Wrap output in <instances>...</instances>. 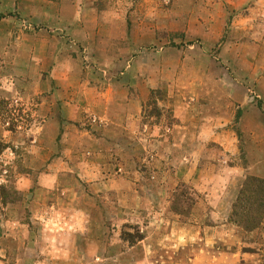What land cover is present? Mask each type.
I'll return each mask as SVG.
<instances>
[{
	"label": "rangeland",
	"instance_id": "374dc122",
	"mask_svg": "<svg viewBox=\"0 0 264 264\" xmlns=\"http://www.w3.org/2000/svg\"><path fill=\"white\" fill-rule=\"evenodd\" d=\"M75 9L83 10L81 18L89 24H106L107 34L108 30L112 35L113 32L124 33L126 38L118 42V52L126 49L130 41L133 43L131 56L136 61L127 62V59L110 64L103 54L110 51L108 42H105V51L103 46L100 47L102 53L98 55L77 41L71 33L70 23L75 19ZM244 19L248 22L243 23ZM241 25H247V31ZM242 39H248L250 45L259 44L260 51L254 50L255 58L249 54L250 63H226L223 58L229 51V44L233 41L241 43ZM113 51L117 52V49ZM66 59L69 64H74L70 66L88 78L90 86L98 90L115 82L113 80L121 76V72L138 74L132 83L139 94L144 95L139 120L144 129L147 124V130L149 126L161 124L156 137L162 132L171 133L167 127L172 126L175 118L169 91L184 85L191 84L190 88L202 87L204 90L233 87L237 92L235 98L243 93L242 97H247L250 106L260 107L264 113V94L258 85V73L259 76L264 73V0H0V125H6V129L15 133L16 146L11 147L19 153L0 155V264H50L54 259L48 255L49 248H55L53 245L57 242L50 238L54 230L41 224L37 218L40 211L32 205L35 198L40 197L36 173L39 170L34 169L39 164L23 153L30 146L32 149L33 146L48 145L38 140L31 142L33 136L43 131L38 113L42 99L49 94L44 91L47 86L41 85L40 78H45L57 61L60 62V71L65 70ZM211 71L221 77L213 81L220 85H210L211 80L197 78L199 73ZM229 72L252 77L244 87L231 86L227 79ZM39 89L44 92H37ZM63 99L62 94L58 101L60 109ZM79 105L82 106L83 102L79 101ZM42 107L41 115H44L48 109ZM80 109V117L71 121L79 135L90 125L89 119L92 126L98 121ZM241 115L238 109L234 120L238 154L229 155L223 146L220 150L222 147L215 143L198 145L202 150L201 163L196 170L190 171L193 173L189 181L181 177V168L179 175L176 170H170L168 174L163 168L166 165L177 167V155L182 157L183 151L188 164L186 157H194L193 143L181 145L178 153L177 146L170 139L167 162L158 155L152 161L149 146L139 140L134 156L136 162L132 165L138 169V183L144 186L145 196L154 201V204L150 202L154 211L149 207L151 204L144 203L138 213L126 214L124 209L120 211L118 208L113 193L101 197L100 192L89 190L88 183L77 174L69 176L67 180L72 188L67 193L68 214L76 222L68 229L72 232L69 242L73 249L86 247L96 252L104 249L105 256H101L100 261L105 264H133L144 259L155 264H264V177L249 173V166H253L255 172L260 167L264 171V155L255 153L258 148L264 150V128L259 129L260 140L251 137L253 129L242 126ZM244 119L261 121L263 118L250 112ZM62 131L60 128L53 155L64 152ZM0 138L4 136L0 134ZM153 146L155 148L156 144ZM3 147L0 140V152ZM126 152L123 151L124 155H129V151ZM46 153L50 154L48 149ZM234 166L244 169L236 178L231 176ZM65 178L62 176L59 181L63 182ZM163 182L171 185L164 194L155 187ZM197 184L203 187L194 195L191 185ZM207 186L216 187L217 193L205 190ZM178 187L181 192L176 190ZM247 187L255 191V202L247 205L248 210L242 213L235 207ZM60 189L55 190V196L61 203L64 195ZM162 198L166 200L164 211L168 216L162 226H159L160 221L151 225L154 215L162 212L158 208ZM82 208L93 211L90 238L85 239H82L81 224H77L81 219L77 213L81 214L79 210ZM61 227L55 231H62ZM152 229L158 234L160 229L166 233L189 230L200 236L183 244L172 237V240L162 242L158 235L155 247L169 243L172 248L192 250L168 257H144L140 248L150 245L141 241ZM130 248H133L132 252ZM116 251L125 252L116 256ZM228 251L234 254L229 256ZM71 259L75 264L82 260L86 264L97 257L73 255Z\"/></svg>",
	"mask_w": 264,
	"mask_h": 264
},
{
	"label": "crops",
	"instance_id": "0c3cea01",
	"mask_svg": "<svg viewBox=\"0 0 264 264\" xmlns=\"http://www.w3.org/2000/svg\"><path fill=\"white\" fill-rule=\"evenodd\" d=\"M82 13L83 10L75 9L73 14L75 19L70 21L73 30L71 33L77 41L81 42L85 47H90L94 52H98V55L102 53V46L104 47V51L108 46L110 50L109 53H107L106 50L103 54L110 64L120 63L127 59V62L136 61L135 58L131 56V51L133 49L132 42L128 41L127 48L121 49V51L118 52V42H121L124 37L126 38L124 33L120 34V32H113L112 35L111 31L108 30L109 34H107L106 24H89L84 18H81L83 16ZM242 22L247 23L248 21L244 19ZM241 28L247 31L248 26L241 25ZM105 42H108L107 46ZM248 42V39H242L241 43L235 41L231 42L228 46L229 51L223 60L230 65L250 63L249 54L251 53L250 56L255 58L253 56L254 50L256 49L255 52H259L261 46L255 43L250 45ZM115 48L117 52L113 51ZM239 50H241V52H239ZM72 59L75 61L74 58ZM65 64L67 65L65 70L60 71V62L57 61L53 70L49 72L45 78H40L41 85L44 84L47 86L44 91H48L49 94H45L46 96L42 99L38 113L39 117H41V121L39 122L40 129L43 131L40 132L39 135L33 136L31 142L38 140L45 144L48 143V145L46 147L33 146L32 149L30 146L27 147L23 153V155H29L32 161L39 164V167H34V169L39 170L36 171V173L38 175L40 197L35 198L36 200L32 202V205L40 211L37 218L41 220V224H47L48 227L54 230L50 238L57 242L53 245L55 248H49L48 250V255L54 258L50 264H75L73 263L75 260H70V257L73 255L97 257V260L93 259L90 263L86 264H105L100 261V257L105 256L104 249L98 252L86 247L73 249L69 242L72 240L70 236L72 232L68 229L73 228L76 224L68 214L70 213L68 211V205L70 203L68 201L69 194L67 193H70L72 188L67 180L69 176L77 174L82 181L85 180L88 183L89 190L97 193L100 192L101 197H105L107 193H113L120 211L124 209L126 214H136L139 210L144 208L143 206L141 207L144 203H148V205L151 203L154 204L153 200L145 196L144 186L138 183V169L132 165V163L136 162L134 156L137 152L139 140H144L147 147L149 146L152 161L158 155L163 160H167V162L170 154L168 146L170 139H172V143L177 146L176 150L178 153L181 152V145L193 143L195 146L193 150L194 157H186L189 162L188 164L185 162V153L183 151L182 157L177 155V167L166 165L163 168V171H166L168 174L170 170H176L177 175H179L181 168V177L183 180L189 181L192 178L191 173H193L190 171L196 170L199 163H201L200 158L202 150H199L198 145L215 143L217 146H223L224 149L229 152V155L238 154L239 151L236 145L238 136L235 131L234 122L238 109L242 112L239 118L240 123L242 122V126L253 129L251 137L260 140L262 135L259 129L260 127L264 128V113H261L262 110L260 107L256 106L254 108L250 106L247 102V97H242L244 96L243 93L240 94L241 96L239 95L238 98H235L237 92L235 93L236 90L233 87L219 90L217 88H207V90H204L202 87L199 89L197 87L190 88L191 84H189L177 90L173 89L169 91V97L172 98L173 102L171 111L175 121L172 126L167 127V129L171 131L170 134L162 132L156 137V130L162 127L161 124L149 126L148 130L147 124L144 125L145 129L141 127L142 125L139 119L142 109L140 105L144 95L139 94L138 89L133 87L134 83H132L133 80L138 78V74L121 72V76L115 78V80L112 79L115 82L112 81V84H108L105 88L98 90L90 86L88 78L75 70L77 68L70 66L74 64H69L68 59H66ZM76 66H78L79 69V64ZM259 74L260 73H258V85L262 87L261 90L264 94V73L260 76ZM227 76V79L231 81L230 85L233 86L236 84V87L237 85L244 87L252 77L247 78V75L240 76L237 73L233 74L231 72H229ZM197 78L211 80L210 85H220L217 82L213 83V81L220 80L221 77L215 75L212 71L201 72L197 75ZM239 80H243L245 83H241ZM44 91L39 89L37 92L42 93ZM62 94L65 97L62 101L64 104H62L63 111H61L62 109H60L58 105L59 96H62ZM46 101L49 102L45 103ZM79 101L83 102L82 106L79 105ZM42 106L46 108L45 110L48 109V112L44 115H41ZM80 107L83 111L88 112L89 117H94L95 121L98 118V121L93 123V126H96L93 127L91 119H89L90 125L83 128L82 131L84 132L80 131L81 134L79 135L77 133L78 130L72 127L71 121L77 120V118L80 117ZM59 111H61L60 114ZM250 112L252 114H257L258 117L261 115L263 119L261 121L244 119L249 116ZM60 128H63L61 142L64 147V152L60 155H53L58 145ZM13 133L14 132L11 130L6 129V125H0V134L4 136L3 139L0 138L4 144L0 155H19V153L11 147L16 146L15 142L17 141L13 137ZM153 144H156L157 148H154ZM223 147L220 150H222ZM47 149L50 154L46 153ZM126 150L129 151V155H124L123 151L126 152ZM263 151L264 150L258 148L255 153H257V155H264ZM42 166L44 168H42ZM252 169L253 166H249V173L264 177V171L261 167L257 172ZM243 170L244 169L234 166L231 170V173H233L231 176L236 178V176L242 174ZM153 172H155V170H153ZM62 176L66 178L63 182H60L59 179H61ZM134 176L135 178H133ZM170 186L171 185L168 183L163 182L155 187L164 194L170 190ZM59 187L62 188L60 190L64 195L61 203L55 196V190H58ZM202 187L203 185L201 184L191 185L194 195H196V190H202ZM176 190L181 192L179 187ZM205 190L211 193H217L218 189L216 187L212 188L207 186ZM208 195L209 197L211 196L210 193ZM163 198L159 200L161 204L158 207L162 209V212L154 215L155 219H153L151 225L154 224V221H160L162 224L159 226H162L168 216L164 211V203H166V200ZM152 204L149 207L154 211V205ZM7 207H9V203ZM79 211H81V214L77 213V216H81V219L77 224H81L82 239L86 237L90 238L89 232H91L90 225L92 224L91 221H93V211L89 209L84 210L83 208ZM14 223L15 221H13V224ZM59 226H62V231H55ZM192 227H195V224H193ZM162 230L163 229H160V234H158L157 231H153L152 229V232L142 239V244L146 242L150 246L142 249L140 248L141 255L144 257H168L181 251L187 253L192 250L191 248L183 249V247L172 248L169 246V243H163L161 247H155L154 242H157L159 239L156 238L158 235H160V239L162 237V242L165 240L170 241L173 238V240L179 242L183 241V244L189 243L191 239L196 240L200 236V234L195 231L191 233L189 230H178L177 233H166ZM67 235H69V237ZM131 249L133 248H130L132 252ZM193 251L195 252L196 249L193 248ZM198 251L200 252V250ZM43 252L46 253V249H43ZM124 252L125 251H116L114 254L120 256ZM215 253L217 252L215 251ZM227 254L232 256L234 252L228 251ZM78 264L85 263L82 260V262H78ZM133 264L155 263H149L144 259L142 262L141 260H137Z\"/></svg>",
	"mask_w": 264,
	"mask_h": 264
},
{
	"label": "trees",
	"instance_id": "16d2710c",
	"mask_svg": "<svg viewBox=\"0 0 264 264\" xmlns=\"http://www.w3.org/2000/svg\"><path fill=\"white\" fill-rule=\"evenodd\" d=\"M254 180L261 182V180H259V179H254ZM262 182H264V181H262ZM241 195H242V197H241V199H239L235 208L236 209L239 208L242 213H245L248 210L247 205H251L252 202H255L254 199H255L256 193H255V191L250 189V187H247V188H245L244 191L241 192ZM236 214H237V211H236ZM243 216H245V215H243Z\"/></svg>",
	"mask_w": 264,
	"mask_h": 264
}]
</instances>
